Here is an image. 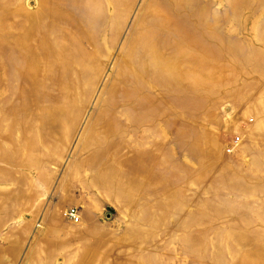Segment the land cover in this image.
<instances>
[{
  "label": "rangeland",
  "instance_id": "rangeland-1",
  "mask_svg": "<svg viewBox=\"0 0 264 264\" xmlns=\"http://www.w3.org/2000/svg\"><path fill=\"white\" fill-rule=\"evenodd\" d=\"M0 264H264V0H0Z\"/></svg>",
  "mask_w": 264,
  "mask_h": 264
},
{
  "label": "built area",
  "instance_id": "built-area-1",
  "mask_svg": "<svg viewBox=\"0 0 264 264\" xmlns=\"http://www.w3.org/2000/svg\"><path fill=\"white\" fill-rule=\"evenodd\" d=\"M240 144V137L238 135L233 136L225 146L226 153H233ZM63 214L70 221L77 223L80 220V212L76 206H68L64 209Z\"/></svg>",
  "mask_w": 264,
  "mask_h": 264
},
{
  "label": "crops",
  "instance_id": "crops-1",
  "mask_svg": "<svg viewBox=\"0 0 264 264\" xmlns=\"http://www.w3.org/2000/svg\"><path fill=\"white\" fill-rule=\"evenodd\" d=\"M73 206V205H72Z\"/></svg>",
  "mask_w": 264,
  "mask_h": 264
}]
</instances>
